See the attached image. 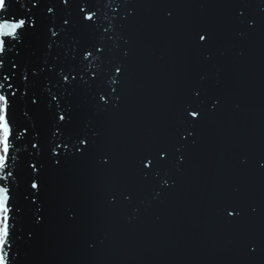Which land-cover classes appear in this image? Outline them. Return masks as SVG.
<instances>
[{
	"label": "water",
	"instance_id": "water-1",
	"mask_svg": "<svg viewBox=\"0 0 264 264\" xmlns=\"http://www.w3.org/2000/svg\"><path fill=\"white\" fill-rule=\"evenodd\" d=\"M233 2L135 0L136 16L125 27L132 55L123 107L97 117L87 92L76 97L81 119L92 118L103 129L119 158L118 169L105 173L89 159L49 172V220L26 250V264H264V258L250 261L240 246L248 234L264 238V174L238 166L242 155H264V14L250 37H238L226 7ZM248 3L258 12L264 0ZM162 5L173 11L171 21ZM45 15L52 13L42 9ZM201 26L215 34L211 63L188 42L189 33ZM76 34L85 42L94 39L79 27ZM46 36L43 28L30 39L26 56L32 63L40 62ZM201 75L204 87L223 97V106L201 125L173 189L153 200L150 186H138L146 203L129 220L131 207L108 206L105 193L136 183V156L150 142L170 136L187 90ZM37 122L46 128L43 107ZM225 199L254 202L261 211L250 222L229 224L217 212ZM69 204L80 210L76 223L66 220ZM89 241L96 242L94 249Z\"/></svg>",
	"mask_w": 264,
	"mask_h": 264
},
{
	"label": "snow or ice",
	"instance_id": "snow-or-ice-1",
	"mask_svg": "<svg viewBox=\"0 0 264 264\" xmlns=\"http://www.w3.org/2000/svg\"><path fill=\"white\" fill-rule=\"evenodd\" d=\"M137 7L135 0H0V264H26V250L49 220L50 171L89 159L105 173L117 171V154L96 121L81 119L76 97L87 92L97 117L121 110L132 55L125 27ZM162 7L171 21L173 11ZM226 7L238 37L248 38L260 26L264 5L256 6L258 12L248 0H234ZM42 9L52 16L42 17ZM77 27L91 31L94 39L83 41ZM43 28L47 36L40 62L32 63L26 50ZM188 42L202 61L213 62L216 45L210 27L194 28ZM205 79L201 75L187 90L170 136L150 142L136 156V183L119 184L105 193L108 206L131 207L129 220L136 219L146 203L138 186H150L153 200L173 189L175 173L186 166L201 125L221 110L223 97L204 87ZM42 107L48 114L46 128L37 122ZM238 166L264 174V155H242ZM260 211L258 204L240 199L222 200L217 208L233 225L252 221ZM79 212L77 206L67 205V222L76 223ZM240 246L250 261L264 258V238L248 234ZM88 247L94 249L96 242L89 241Z\"/></svg>",
	"mask_w": 264,
	"mask_h": 264
}]
</instances>
